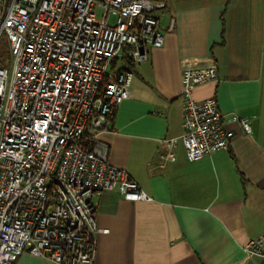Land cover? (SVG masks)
<instances>
[{
    "label": "built area",
    "instance_id": "1",
    "mask_svg": "<svg viewBox=\"0 0 264 264\" xmlns=\"http://www.w3.org/2000/svg\"><path fill=\"white\" fill-rule=\"evenodd\" d=\"M166 7L163 0H0V264L24 251L57 264H95L97 234L108 230L97 227L94 196L150 199L110 163L101 133L134 78L114 62L146 61L150 47L164 44ZM219 79L214 59L183 60L184 131L162 140V166L179 141L190 161L229 148L235 132L217 99L193 95ZM230 120L251 132L244 118ZM244 249L264 259V233Z\"/></svg>",
    "mask_w": 264,
    "mask_h": 264
},
{
    "label": "crops",
    "instance_id": "2",
    "mask_svg": "<svg viewBox=\"0 0 264 264\" xmlns=\"http://www.w3.org/2000/svg\"><path fill=\"white\" fill-rule=\"evenodd\" d=\"M161 47L143 62L119 58L133 71L130 97L109 116L101 138L111 164L125 169L150 196L118 191L94 196L95 264H264L244 246L264 233V0H163ZM175 19V30L168 31ZM212 58L219 81L197 87L214 97L235 132L228 149L190 161L181 141L172 158L162 140L184 127L183 60ZM236 114L247 120L246 134ZM14 264H57L24 251Z\"/></svg>",
    "mask_w": 264,
    "mask_h": 264
},
{
    "label": "rangeland",
    "instance_id": "3",
    "mask_svg": "<svg viewBox=\"0 0 264 264\" xmlns=\"http://www.w3.org/2000/svg\"><path fill=\"white\" fill-rule=\"evenodd\" d=\"M97 13H98V16H101V14H102L101 9H97Z\"/></svg>",
    "mask_w": 264,
    "mask_h": 264
},
{
    "label": "trees",
    "instance_id": "4",
    "mask_svg": "<svg viewBox=\"0 0 264 264\" xmlns=\"http://www.w3.org/2000/svg\"><path fill=\"white\" fill-rule=\"evenodd\" d=\"M132 59H133V58H126V60H129V61H131ZM115 62H116V61H115ZM115 62H114V63H115Z\"/></svg>",
    "mask_w": 264,
    "mask_h": 264
}]
</instances>
